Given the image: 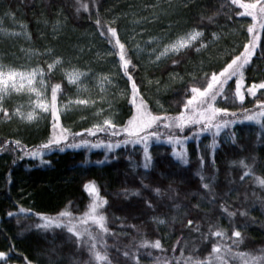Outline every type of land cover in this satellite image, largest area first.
Masks as SVG:
<instances>
[{"label":"snow or ice","instance_id":"obj_1","mask_svg":"<svg viewBox=\"0 0 264 264\" xmlns=\"http://www.w3.org/2000/svg\"><path fill=\"white\" fill-rule=\"evenodd\" d=\"M65 7L57 9L58 19L46 34L50 42L40 47L22 48L16 43L21 39L32 43L26 23L16 24L18 31H8L0 22V123L16 125L12 138L0 139V153L50 168L53 155L69 150L102 149L104 159L98 164L119 160L124 151L133 173L129 183L134 186H125L115 194L121 199L110 202L112 193L105 190L102 195L103 186L90 179L83 185L89 202L79 215L69 201L55 215L20 207L19 212L8 211L7 218L16 217L19 224L21 214L36 216V231L45 238L60 235L69 246L67 264H144L148 258L152 264H264V248L241 250L250 239L247 229L260 223L251 210L259 207L264 215V161L255 156L229 161L226 190L218 183L216 165L217 151L229 145L244 150L237 142V124L255 123L264 132V75L256 82L264 64V0H225L210 15L201 10L199 0H182L179 5L169 0L160 12L156 10L162 5L151 3L147 9L152 14L134 21L123 35L122 17L102 15L104 0H72L70 15L84 19L86 14L105 45L87 60L91 45H77L67 53L56 46ZM185 11L193 13L188 20ZM3 16L15 21L17 13L8 7ZM163 18L168 20L163 31L148 33L145 39L144 25ZM237 32L244 39L229 41ZM21 58L28 63L17 64ZM189 58L193 62L186 67ZM157 71L166 73L168 80L163 81ZM169 90L172 101L162 102ZM248 97L252 108L245 103ZM241 113L243 119H238ZM76 116L82 122L79 131L65 123H75ZM41 121L49 125L46 137L36 144L25 143L21 133L38 129ZM209 137L206 161L200 145ZM190 143L199 160L195 191L188 175ZM154 146H170L167 157L154 154ZM137 155L139 161L133 159ZM233 167L239 169L236 175ZM117 204L119 217L111 211ZM159 226L183 234L169 248L162 234L147 238L145 228L155 232ZM56 247L50 250L49 264H64L58 256L51 259ZM15 252L9 242V250L0 251V264H10ZM23 259L24 264H34Z\"/></svg>","mask_w":264,"mask_h":264},{"label":"trees","instance_id":"obj_2","mask_svg":"<svg viewBox=\"0 0 264 264\" xmlns=\"http://www.w3.org/2000/svg\"><path fill=\"white\" fill-rule=\"evenodd\" d=\"M169 0H104V7L102 15L106 19H110L113 16L122 17L120 20L121 34H124L125 28L131 31V27L134 21H141L143 17L150 16L152 12L147 9V6L151 3L162 5V8L157 9V12L163 10L166 7ZM201 3V10L205 15H210L216 10L218 6L225 3V0H199ZM83 3H89V0H83ZM173 5H179L182 0H171ZM47 5V7H43ZM68 5L63 8L64 20L61 23L64 24L62 33L59 40L56 42V46L59 50L64 52H70L77 45L81 47H87L91 45L92 56L86 57V60L94 57L96 49H103L105 47L103 41L100 39L92 23L86 18L81 19L79 15L74 19L70 12L72 11V0H0V22L5 24L6 30L14 29L13 24L26 23L28 29L32 33V43H29L25 39H21L16 43L22 48L40 47L43 44L50 42V37H46V34L51 33L52 24L58 19L57 9ZM206 6V7H205ZM10 7L17 13V18L13 21L10 17H4L3 12L6 8ZM43 13V14H42ZM132 13H137L133 16ZM193 13H187L185 11L184 20L191 18ZM239 19V18H238ZM250 21V18H248ZM219 21L224 23V17H219ZM167 18H163L160 23L145 24L147 29L145 39L148 33L157 34L163 31V25L167 24ZM231 29V25L228 26ZM137 30H142L137 28ZM235 31V30H233ZM229 41L235 39L237 43L244 39L241 33H236L235 36H229ZM262 43H264V37H262ZM0 46H3V41H0ZM15 50V49H13ZM223 59V54H221ZM19 61V60H18ZM16 63H19V62ZM193 62L192 58H189V64L186 67H190ZM105 68L113 67L111 64L103 65ZM180 71V68H177ZM143 75V73H142ZM264 75V64L261 65V72L257 74L256 82L259 81V76ZM163 81L168 80L166 73L157 71ZM252 82V77L249 75V83ZM95 89H92V94L95 95ZM165 101H172L173 93L171 90L163 93ZM251 97H248L245 101L247 107L252 108L253 105L249 103ZM120 104L124 101L120 100ZM168 104L165 103V107ZM239 112V109H233ZM125 109H121V112H125ZM91 116L89 113H85ZM239 119H243V114L238 116ZM75 123L72 121H65L73 127L74 130L79 131L82 122L79 120V116H76ZM15 124L7 125L0 123V139L4 137L12 138ZM49 131V125L45 121H41L38 129H32L21 133L25 143L36 144L41 142ZM237 134V142L242 143L244 150L229 145L223 152H216V165L220 169L218 176V183L221 188L227 189V169L232 167L229 161L239 160L242 158L255 156L258 160L264 161V132L260 130L259 125L255 123L245 121L244 124H237L235 126ZM223 135V134H222ZM211 144V138L203 140L200 145V153L205 154V160L207 161L208 155L205 146ZM170 146L156 147L154 146V154L158 151L163 153L167 157V153ZM190 167L191 172L188 174L190 177V187L195 191L198 180L195 177L197 165L199 163L198 153L193 144L188 145ZM16 163L13 164V160ZM52 167L39 166L37 162L28 158L19 160L16 156L0 153V251L9 250V242L15 245L16 252L10 260V264H24L23 257L34 261V264H49V253L56 245V255L51 257L55 260L57 256L64 260V264H67V260L64 259L69 253L67 252L68 245H64L60 235H57L55 239L51 234L45 238L42 232L36 231L35 228H29L27 223L38 219L36 216H25L21 214L18 219L19 224L16 223V217L9 219L6 216L8 211L19 212V208L31 209L36 213H45L49 215H55L58 211L62 210L69 201L72 202V207L76 210V214H80L87 203L89 197L83 191V185L90 179L96 180L98 184L102 185V195L106 190L112 193L108 197L112 202L115 199H121L115 197V194L122 190L125 186L132 187L129 181L133 173L131 172V166L127 159V154L124 151L120 152L119 160H112L110 163L98 164L97 161L104 159V150H69L66 153H59L53 155ZM134 160L139 161V155L133 157ZM207 169V164L205 165ZM233 175H236L239 171L238 168H232ZM11 172L12 184L7 183L8 173ZM259 174V173H258ZM255 187L254 183L252 185ZM236 196H232V200H235ZM195 202V201H193ZM211 211L210 209H206ZM112 212L117 217L122 215L120 205L117 204ZM250 215L255 217L260 223L254 224L247 229L246 235L250 238L245 242L244 246H241L242 251L254 250L264 248V215L261 214V209L255 207L251 210ZM137 223V221H131ZM223 227L227 228V221H223ZM113 228L118 230V225H113ZM145 233L148 239L158 238V234H162L165 238L166 247H171L175 244L183 233L178 229L171 231L165 230L164 226H159L153 231L152 228H145ZM59 232V230H57ZM126 241V240H125ZM124 241V243H125ZM109 244L113 241L109 239ZM178 254V253H177ZM207 255V253H204ZM144 264H152L150 258L144 260Z\"/></svg>","mask_w":264,"mask_h":264},{"label":"rangeland","instance_id":"obj_3","mask_svg":"<svg viewBox=\"0 0 264 264\" xmlns=\"http://www.w3.org/2000/svg\"><path fill=\"white\" fill-rule=\"evenodd\" d=\"M15 25L16 24H13L12 26H14V29H12V30H9L8 29V31H18L19 29L18 28H16L15 27ZM2 26H3V28H5V29H7L5 26V24H2ZM19 63H17V64H19V65H26L28 62H26L23 58H21V59H19V61H18ZM21 70H24L23 68L21 69ZM239 119V118H238ZM75 214H76V212H75ZM77 215H79V214H77ZM37 222H38V219H36V220H34V221H31V222H29V223H27L26 224V226L27 227H29V228H35V225L37 224ZM125 243H127V240L125 241Z\"/></svg>","mask_w":264,"mask_h":264}]
</instances>
